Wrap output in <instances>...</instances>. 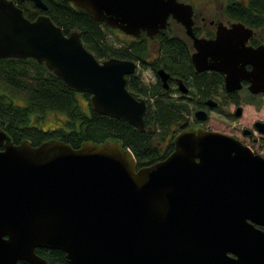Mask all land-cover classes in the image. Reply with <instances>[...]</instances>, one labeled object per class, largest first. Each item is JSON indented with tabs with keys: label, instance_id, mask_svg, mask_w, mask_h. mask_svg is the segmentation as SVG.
Returning <instances> with one entry per match:
<instances>
[{
	"label": "water",
	"instance_id": "95a60500",
	"mask_svg": "<svg viewBox=\"0 0 264 264\" xmlns=\"http://www.w3.org/2000/svg\"><path fill=\"white\" fill-rule=\"evenodd\" d=\"M15 1L46 9L42 0H0V58L44 64L89 94L96 113L143 131L146 102L126 88L135 63L97 59L77 31L64 34L44 14L28 19ZM64 1L134 38H153L171 18L192 40L196 71L224 73L226 92L246 81L250 93L264 95V43L246 44L253 29L240 21L217 24L205 39L194 35L193 9L183 1ZM194 115L207 119L203 110ZM172 144L164 159L138 167L117 140L33 146L14 144L0 128V264H51L36 248L63 251L66 264H264V231L256 227H264V156L202 127L183 129Z\"/></svg>",
	"mask_w": 264,
	"mask_h": 264
},
{
	"label": "trees",
	"instance_id": "16d2710c",
	"mask_svg": "<svg viewBox=\"0 0 264 264\" xmlns=\"http://www.w3.org/2000/svg\"><path fill=\"white\" fill-rule=\"evenodd\" d=\"M223 1V13L228 18L254 29H264V0ZM42 2L46 5L45 10L37 8L31 1H16V4L28 19L44 14L64 34L77 31L84 47L99 60L115 57L135 61L141 67L153 65L144 59L149 42L145 35L128 37L120 47L114 48L108 43L106 32L113 33L116 29L92 20L84 9L70 2ZM153 41L161 44L160 50L168 67L180 70L182 64L188 65L187 42L181 37L172 36L164 30ZM253 43L256 44V41ZM153 70L156 69L153 67ZM192 85L197 91L213 95L221 88L222 81L202 77ZM126 88L134 97L142 96L148 101L143 131L125 121L98 114L91 105L83 111L76 97L77 91L67 87L44 64L32 58H0V128L14 144L27 139L36 146L42 141L57 139L77 148L83 141L101 143L112 139L130 149L138 167L164 159L173 149L174 133L188 126L189 104L182 96L174 98L160 93L158 82L145 84L136 74L126 76ZM82 94L89 97L87 93ZM48 111L64 115L60 126L50 129L41 126ZM35 253L48 263L66 264L65 253L61 250L36 248Z\"/></svg>",
	"mask_w": 264,
	"mask_h": 264
},
{
	"label": "flooded vegetation",
	"instance_id": "af4514ba",
	"mask_svg": "<svg viewBox=\"0 0 264 264\" xmlns=\"http://www.w3.org/2000/svg\"><path fill=\"white\" fill-rule=\"evenodd\" d=\"M179 1L189 3V2L184 1V0H179ZM191 6L193 9V15H192L193 25H192V28H193L194 35L196 37H201V38H205V39H212L215 36L217 24L222 23L223 25L228 26L230 23L237 21V20H233V19L228 18L223 13H222L223 17H220V18L217 16H206L205 17V16H203V14L201 12L195 11L193 5H191ZM171 23L178 24L183 29L182 31H183L184 35L181 36L177 33H174L170 27ZM250 28H252V27H250ZM252 29H253V34L248 39L246 44L251 45V46H258L260 44H263L264 39L260 38L259 31L264 30V29H254V28H252ZM164 30L167 31V33L171 34L172 36L181 37L183 40H185L187 42L186 47H187L188 55H187V59H186V61H187L186 65L187 64L188 65L183 66L184 64H182L180 67L181 69L179 68L180 70H178V68L173 69L172 67H168V65L165 64L166 57H165L164 53L161 52V50H160L161 44H158V42H156V44H157L156 54L154 57V60L157 63V67L155 68L156 70L154 73L155 78H156L155 82L156 83L158 82V84H159L160 93L164 92V93H166L167 96H171L174 98H179L182 96V97H184L183 100L185 99L188 104L190 103L191 106H193L195 108V110L193 112V121H192V123H188V126L185 128L202 127V128L208 129V130L217 131V132L226 134L228 136H231V137L237 139L242 145L248 147L253 153L264 156V153H263L264 152V150H263L264 149V132L260 129L261 127L257 123V122L263 121V120H259V121L254 120L250 126L240 125V123L236 121L242 115V109H241L242 107L240 106L239 101L235 98L234 95L236 94V92L243 89L244 87L247 90L248 83L246 81H242V88L241 89H239L237 91H233V92H226V90L224 88V80H225L224 73H222L218 70H214V69H211V70L206 69L203 71H196L194 63L192 61V54L195 52V49L192 46V40L190 39V37H188L186 35L185 29L178 22L169 18L168 23H167V27ZM164 30H162V31H164ZM159 32H158V34H159ZM142 35L146 36L145 33H142ZM155 36L153 38H149L148 36H146V37L149 40H154ZM128 37H132V36H128ZM253 41L254 42L256 41V44L253 43ZM158 47H159V51H158ZM135 70H136V66H135ZM135 70L131 75L135 74ZM157 70L163 71V73L165 74L164 80H163L162 76L159 73H157ZM202 77L203 78L214 77L216 79V81L221 80L222 81L221 88L217 89L213 95L204 94V93H202V91H197L196 89L193 88L192 84L196 81L197 78H202ZM179 83L182 84L183 88H185V91L180 90ZM206 90H208V89H206ZM178 92H179V94H178ZM250 94L251 95H262V94H252V93H250ZM220 95L225 96V98L232 105L233 110H231V111L229 110L226 115L222 114V118H224L226 120V122L222 123V125H223L222 128L217 129V128H207V127L202 126V123L206 122L207 119L204 121L197 120L195 118V115H194L195 112L198 110H203L206 112L207 118H208L207 110L208 109L213 110V109L218 108L220 106V102L218 101V97ZM141 97H137V98H141ZM144 100H145L146 106H147V101H146V99H144ZM196 100H197V102L194 103V101H196ZM208 100L215 101L217 103V105L213 106V107H209L207 105ZM238 108L240 109V115L239 116H237L235 114L236 110ZM185 128H183V129H185ZM183 129L174 133V136L178 132L182 131ZM172 141H173V139H172ZM256 227L264 231V227H261V226H256ZM228 255L231 257H234V255L230 254V253H228ZM24 262L26 264H29L26 261H18L19 264H23Z\"/></svg>",
	"mask_w": 264,
	"mask_h": 264
},
{
	"label": "rangeland",
	"instance_id": "374dc122",
	"mask_svg": "<svg viewBox=\"0 0 264 264\" xmlns=\"http://www.w3.org/2000/svg\"><path fill=\"white\" fill-rule=\"evenodd\" d=\"M191 5L194 6L195 11L201 12L203 16H217L223 17V0H188ZM223 13V14H222ZM170 27L174 33L179 35H184L183 29L175 23H171ZM107 41L114 48H118L122 45L124 40L128 39V36L123 32L117 30L113 33L106 32ZM259 36L261 39H264V30L259 31ZM127 42V41H126ZM156 41L149 40L147 54L144 55V59L150 64H145V67H141L139 63L135 62L136 70L135 74L139 76L141 81L145 84H152L155 82V71L153 67H157V63L154 61V57L156 54ZM159 51V47H158ZM179 94V92H178ZM235 98L239 101L240 106L242 107V115L236 121L240 123V125L250 126L254 120H263L264 122V95H251L246 88L239 90L234 95ZM76 97L80 104V107L83 111H87L90 107L89 97H85L81 92H77ZM145 99V97H141ZM218 101L220 102V106L213 110H207L208 118L206 122L202 123V126L207 128H217L220 129L223 127L222 123L226 122L224 118H222V114L226 115L228 111L233 110L232 105L225 98V96H219ZM150 102V101H149ZM148 103V101H147ZM195 108L191 106L189 103V113L187 114L188 123H192L193 121V112ZM64 118V115L57 112L48 111L44 114V120L41 124L43 128H55L61 125V119ZM236 122V123H237ZM264 150V149H263ZM264 153V152H263Z\"/></svg>",
	"mask_w": 264,
	"mask_h": 264
}]
</instances>
